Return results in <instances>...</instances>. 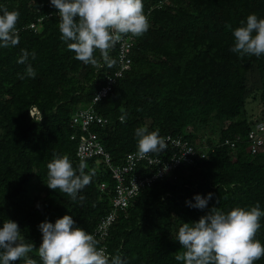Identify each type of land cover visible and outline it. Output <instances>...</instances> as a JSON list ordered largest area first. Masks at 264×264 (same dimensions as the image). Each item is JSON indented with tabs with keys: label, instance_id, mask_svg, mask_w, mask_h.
Here are the masks:
<instances>
[{
	"label": "trees",
	"instance_id": "trees-1",
	"mask_svg": "<svg viewBox=\"0 0 264 264\" xmlns=\"http://www.w3.org/2000/svg\"><path fill=\"white\" fill-rule=\"evenodd\" d=\"M143 4L148 30L140 37L129 35L128 67L115 77L106 97L92 104L105 78L120 68L119 43L110 51L112 67L102 59L98 66L84 65L60 39L58 10L50 0H0V6L19 12V43L0 47V226L7 218L15 221L26 242L36 247L42 239L38 224L45 219L54 223L68 214L74 226L92 233L112 209L115 180L96 159L84 160L85 171L94 169L95 175L78 193L83 201L46 185L53 154H66L78 168L71 117L91 104L108 120L91 128L113 164L137 151L135 130L141 126L159 129L162 138L180 137L199 154L205 152L191 165L182 164L141 188L127 207L117 210L103 240L110 257L119 253L125 264H182L175 259L183 251L176 234L184 222L197 221L212 207L227 212L258 202L264 211V146L251 154L246 138L256 122L264 121V55L240 57L231 51L233 30L249 14L264 18V0ZM21 49L35 52V59L30 55L26 64L17 63ZM28 64L36 77L20 79ZM33 107L38 115L30 114ZM121 109L127 113L124 122ZM235 135L243 137L236 147L222 144ZM172 153L167 147L151 154L166 160ZM139 167L142 176L155 171ZM208 193L213 197L207 208L186 204L194 203L195 194ZM260 224L256 239L264 245V217ZM29 257L42 264L35 250ZM255 264H264V257Z\"/></svg>",
	"mask_w": 264,
	"mask_h": 264
},
{
	"label": "clouds",
	"instance_id": "clouds-1",
	"mask_svg": "<svg viewBox=\"0 0 264 264\" xmlns=\"http://www.w3.org/2000/svg\"><path fill=\"white\" fill-rule=\"evenodd\" d=\"M58 10L60 39L73 52L74 58L84 65L98 66L99 60L112 67L115 60L110 51L125 36L140 37L149 28V19L144 12L143 0H50ZM18 10L0 6V47H14L19 43L16 27ZM234 45L231 51L240 57L264 55V18L252 13L233 32ZM99 53V58L96 53ZM35 59V52L21 49L17 61L26 64L29 56ZM35 69L28 64L23 75L35 78ZM122 113L124 110L121 109ZM127 113L121 115L124 122ZM137 138L136 157L144 159L149 153L157 155L167 149V143L159 134V129L149 131L146 126L135 130ZM88 165L81 160L74 169L69 157L53 154L47 163V187L59 189L73 201H83L78 193L92 181L95 170L85 169ZM213 194H195L189 207L205 209ZM264 217L257 202L248 208L236 206L227 212L216 207L210 208L197 221L184 222L178 229L176 239L182 252L175 256L182 264H255L264 257V245L256 239ZM72 216L65 214L49 222L38 224L42 233L41 243L36 247L26 242L18 224L6 219L0 226V264H37L29 253L37 252L42 264H125L118 253L107 254L106 248L97 247L99 241L83 228L76 227Z\"/></svg>",
	"mask_w": 264,
	"mask_h": 264
},
{
	"label": "built area",
	"instance_id": "built-area-1",
	"mask_svg": "<svg viewBox=\"0 0 264 264\" xmlns=\"http://www.w3.org/2000/svg\"><path fill=\"white\" fill-rule=\"evenodd\" d=\"M34 28L33 23L30 24ZM129 36L121 39L120 47V68L115 76H107L104 83L101 85L97 94L92 99V104L98 100L106 97L115 81L116 76H120L121 72L128 67L130 62L126 54L129 50L130 40ZM86 108L78 109L71 117V125L76 128L75 134L71 135V139H77L76 156L80 160L96 159L98 163L105 164L112 177L115 180L114 196L112 198V209L103 215L94 231L91 233L97 236L101 241L100 248H105L103 240L108 234V229L116 220L117 210L127 207L129 200L134 197L141 188L150 186L156 180H161L167 176L172 170L180 165H191L195 156H205V152H197L188 141H183L180 137H175L167 134L164 139L167 147L173 149L172 155L168 159H161L159 156L151 153L144 159L136 157V151L129 152L125 155L124 161L121 164H113L111 162L110 154L105 150L97 133L91 128L93 125L103 127L107 123V118L99 113H96L93 105ZM30 114L38 115L39 111L36 107L30 110ZM248 145L247 150L251 154H255L264 146V121L256 122L246 135ZM243 140L241 135L224 138V145L234 148L238 142ZM145 165L146 168H154L155 171L149 175L142 176L137 170L139 165ZM105 188V183L100 184V189Z\"/></svg>",
	"mask_w": 264,
	"mask_h": 264
}]
</instances>
